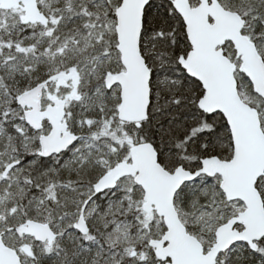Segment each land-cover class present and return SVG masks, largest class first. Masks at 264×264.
<instances>
[{
    "label": "snow or ice",
    "instance_id": "snow-or-ice-1",
    "mask_svg": "<svg viewBox=\"0 0 264 264\" xmlns=\"http://www.w3.org/2000/svg\"><path fill=\"white\" fill-rule=\"evenodd\" d=\"M0 264H264V0H0Z\"/></svg>",
    "mask_w": 264,
    "mask_h": 264
}]
</instances>
